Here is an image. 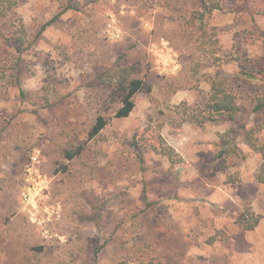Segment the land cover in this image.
<instances>
[{
  "label": "rangeland",
  "instance_id": "374dc122",
  "mask_svg": "<svg viewBox=\"0 0 264 264\" xmlns=\"http://www.w3.org/2000/svg\"><path fill=\"white\" fill-rule=\"evenodd\" d=\"M15 1L0 19V264H264V0H222L205 31L199 0ZM122 66L145 89L116 118L100 74ZM217 73L235 122L198 123ZM244 209L261 216L251 231Z\"/></svg>",
  "mask_w": 264,
  "mask_h": 264
},
{
  "label": "trees",
  "instance_id": "16d2710c",
  "mask_svg": "<svg viewBox=\"0 0 264 264\" xmlns=\"http://www.w3.org/2000/svg\"><path fill=\"white\" fill-rule=\"evenodd\" d=\"M221 1L222 0H199L200 11L193 12L191 18L197 22L198 30H206L205 19L214 10H219L221 8ZM86 4L87 2L68 0L65 10H79L82 5ZM15 5V0H0V19L3 18L9 10L14 8ZM20 31L24 33L22 24H20ZM18 40L23 41V38L19 35ZM133 73H138L137 69L135 70V68H133L132 70L131 66H122L104 70L100 74V79L104 88L108 90L113 97L119 98L120 106L114 113V117L116 118L127 117L134 108L135 95L145 89V81L138 76H132ZM263 108L264 88L255 99L253 111L258 112ZM202 110L204 114L201 119L197 120L198 123L214 120L218 116H225L227 120L232 123L235 122L236 114L239 110L236 105V96L228 87L227 78L222 73H217L216 76L212 78L208 100ZM187 119H193V117ZM107 124L108 119L102 114H98L88 131V139L96 137ZM237 135L238 132L234 127H231L220 135V149L216 154V159H221L223 162H226L229 157L238 153L237 145L234 143V139ZM246 140L252 148L257 149L256 142L249 135L246 136ZM81 149L82 147H78L74 151L66 152V157L69 160L72 159L80 153ZM162 150L173 161L174 150L172 147L163 146ZM256 178L259 182H264V163L261 164L260 171ZM260 218L261 216L254 214L249 209H244L237 216L235 223L243 230L251 231L258 225Z\"/></svg>",
  "mask_w": 264,
  "mask_h": 264
}]
</instances>
